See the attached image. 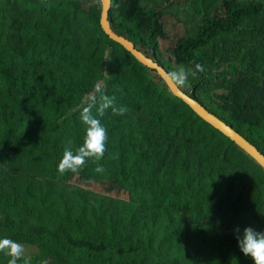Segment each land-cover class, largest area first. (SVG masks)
<instances>
[{"label": "trees", "instance_id": "obj_1", "mask_svg": "<svg viewBox=\"0 0 264 264\" xmlns=\"http://www.w3.org/2000/svg\"><path fill=\"white\" fill-rule=\"evenodd\" d=\"M179 1L111 0L108 20L167 72L203 65L178 86L264 155V0ZM90 2L0 0V237L29 264H251L234 229L264 230V169L109 39ZM165 13L186 30L168 59ZM101 94L127 109L99 117L103 156L59 172Z\"/></svg>", "mask_w": 264, "mask_h": 264}, {"label": "clouds", "instance_id": "obj_2", "mask_svg": "<svg viewBox=\"0 0 264 264\" xmlns=\"http://www.w3.org/2000/svg\"><path fill=\"white\" fill-rule=\"evenodd\" d=\"M203 65L195 63L191 68L184 65L178 66L175 70L166 73L168 79L177 85H186L188 78L195 77L197 73L203 72ZM99 91V89H97ZM97 104L95 98L90 97L86 103L80 107L79 119L84 128L82 142L73 151L66 147L57 163V170L61 173L65 171H78L88 159L99 160L105 150L106 129L99 117L103 116L106 109L116 115L124 114L125 106H116L114 98L101 94ZM95 105V115L92 109ZM102 166L98 165L97 172L102 171ZM236 247L241 255L250 259L251 264H264V230H256L251 226L234 229ZM0 252L7 257L6 264H29L24 254V246L8 237H0Z\"/></svg>", "mask_w": 264, "mask_h": 264}, {"label": "water", "instance_id": "obj_3", "mask_svg": "<svg viewBox=\"0 0 264 264\" xmlns=\"http://www.w3.org/2000/svg\"><path fill=\"white\" fill-rule=\"evenodd\" d=\"M100 3V17L99 23L102 31L109 39L121 45L127 52H129L142 66L155 71V73L165 83L167 89L177 98L182 100L196 115L202 120L211 125L213 128L221 132L229 138L237 147L243 150L253 160H255L261 168L264 169V155L245 138L237 133L232 127L225 124L222 120L209 112L204 106L198 103L184 92L177 84L167 78V71L160 66L156 61L146 56L139 50L130 40L124 35L115 31L108 20V11L111 5V0H99Z\"/></svg>", "mask_w": 264, "mask_h": 264}, {"label": "rangeland", "instance_id": "obj_4", "mask_svg": "<svg viewBox=\"0 0 264 264\" xmlns=\"http://www.w3.org/2000/svg\"><path fill=\"white\" fill-rule=\"evenodd\" d=\"M92 4H100L99 0H91ZM85 7L89 5V3L84 4ZM178 7H180L183 10H188L189 7L183 2L179 1L177 2ZM100 9V7H98ZM218 12L222 13L221 7H217ZM181 10V11H183ZM181 16V14H179ZM162 22L165 28V31L167 32L168 38L166 40H160L159 42V49L160 52L163 54L165 59H168L171 54V50L175 44V42L186 35L185 25L177 19L174 18V16L170 13H165L162 17ZM157 78V77H155ZM71 183L80 185L86 189H90L94 192L107 194L112 197H122L127 198V193L120 190L114 182L111 183H101V182H89L84 183L82 181H79L75 176L71 178Z\"/></svg>", "mask_w": 264, "mask_h": 264}]
</instances>
